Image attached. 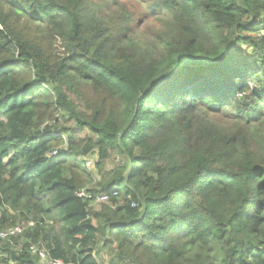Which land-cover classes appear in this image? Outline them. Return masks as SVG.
I'll use <instances>...</instances> for the list:
<instances>
[{
    "label": "trees",
    "instance_id": "1",
    "mask_svg": "<svg viewBox=\"0 0 264 264\" xmlns=\"http://www.w3.org/2000/svg\"><path fill=\"white\" fill-rule=\"evenodd\" d=\"M22 223L0 264H264V0H0V233Z\"/></svg>",
    "mask_w": 264,
    "mask_h": 264
},
{
    "label": "built area",
    "instance_id": "2",
    "mask_svg": "<svg viewBox=\"0 0 264 264\" xmlns=\"http://www.w3.org/2000/svg\"><path fill=\"white\" fill-rule=\"evenodd\" d=\"M87 167L89 169H91L90 168V167H92L91 162H89V161L87 162ZM79 196L83 197L84 193H81ZM99 201L107 203L108 197H103ZM24 230L25 229L22 226H14V227L8 228L7 230H5V231L0 233V238L1 239H8V238H11V237L19 236V235H21L24 232ZM30 249H31V252L34 255H38L40 257L41 261H44V262H46L48 264H63L62 261L49 259L48 254L46 253V251L43 248H40L36 244H32Z\"/></svg>",
    "mask_w": 264,
    "mask_h": 264
},
{
    "label": "rangeland",
    "instance_id": "3",
    "mask_svg": "<svg viewBox=\"0 0 264 264\" xmlns=\"http://www.w3.org/2000/svg\"><path fill=\"white\" fill-rule=\"evenodd\" d=\"M60 121H62V120H60ZM60 123L63 124V125H66L64 122H60ZM67 125L70 126V127H74V125H70V124H67ZM113 159L116 160V162L118 161V159H117L116 156H114ZM88 161L91 162V164H92V167H90V168H91L90 170H91V172L94 174L95 181H96V180L99 181V179H100V175H99V173H98V169H97V167H96V162L98 161V158H97V151H96V153H95L94 155L90 156V158L87 159V162H88ZM109 167L111 168V165H109ZM100 203H103V202H102V201H98V203H97L95 206L98 207V205H99ZM19 226H22V227L26 230V229L29 228V226L31 227V226H33V225H32V224L28 225V224H26V223H22V224H20ZM25 230H24V231H25ZM40 246H41V244H40ZM41 247H43V246H41ZM43 249H44V248H43ZM102 257L104 258L105 264H109V257H108V255H107L106 251H103V252H102ZM40 262H41V264H48V263H46V262H44V261H41V260H40Z\"/></svg>",
    "mask_w": 264,
    "mask_h": 264
}]
</instances>
